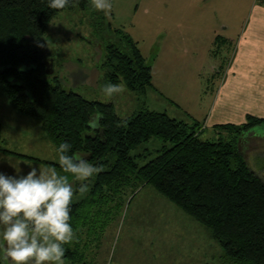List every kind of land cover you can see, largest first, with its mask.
Returning <instances> with one entry per match:
<instances>
[{
  "label": "trees",
  "instance_id": "1",
  "mask_svg": "<svg viewBox=\"0 0 264 264\" xmlns=\"http://www.w3.org/2000/svg\"><path fill=\"white\" fill-rule=\"evenodd\" d=\"M49 2L0 0V92L15 114L39 122L55 149L67 142L68 155L79 154L102 168L93 176L90 200L70 204L72 228L88 218L104 189L125 187L134 177L207 228L234 264H264V166L257 164L255 155L248 158L237 149L240 141L261 138L250 136L255 129L264 130V119L249 117L239 126H216L215 131L224 130L228 137L205 140L197 122L148 109L123 119L112 103L89 101L65 90L59 77L45 73L51 52L43 36L64 10L76 6L86 11L91 4L69 0L66 8L56 10ZM124 43V51L107 47L104 80L145 95L152 89L151 67L132 40L124 36ZM152 138L163 145L155 158L138 166L130 153ZM44 164L60 169L59 164Z\"/></svg>",
  "mask_w": 264,
  "mask_h": 264
},
{
  "label": "rangeland",
  "instance_id": "2",
  "mask_svg": "<svg viewBox=\"0 0 264 264\" xmlns=\"http://www.w3.org/2000/svg\"><path fill=\"white\" fill-rule=\"evenodd\" d=\"M247 1L249 4L250 0ZM111 3L108 15L92 7L80 11L75 6L64 10L49 23L43 41L51 52L52 75L60 78L65 90L86 100L112 103L120 118L126 119L132 113L148 109L189 122L191 101H182L180 105L166 96L175 103L171 101V105L161 94L163 89L171 87L167 78L185 82L193 76L181 73L175 77L177 70L205 69L202 77L211 82L213 79L209 87L219 83L221 75L214 73L213 68L222 67L231 60L234 44L218 48L219 45L212 43V35L215 31L219 35L226 30L229 33L240 31L249 14L248 4L245 0H111ZM124 36L132 40L151 67L155 87L148 89L145 95L125 88L124 92L107 99L102 92L107 85L104 80L107 47L119 46L124 51ZM161 82L164 83L162 88ZM1 100L0 96V173L20 178L33 167L51 168L50 164H44L49 163L48 160L32 157L37 154L36 145L29 148L24 142L7 140V133L18 126L5 118V105ZM91 128L95 129L92 125ZM219 137L227 138L228 134L223 130L202 136L214 141ZM250 137L262 138L264 130L255 129ZM261 138L249 139L250 143L240 141L237 149L243 151L245 157L255 155L257 164L263 167L264 139ZM6 143L7 148L13 143L9 150L29 155L30 160L2 154ZM162 145L159 139L152 138L130 154L138 166H142L158 155ZM166 145L170 147V144ZM44 151L42 146L39 152ZM43 157H48L50 162L54 159L51 155ZM92 179L79 182L70 177L74 189L71 203L90 200L88 191ZM81 183L88 185V191L83 195L79 193ZM74 232L73 242L64 245L65 264H234L207 228L151 186L136 182L134 177L125 187L113 185L110 191L104 189L88 218L82 220ZM0 259L2 264H8Z\"/></svg>",
  "mask_w": 264,
  "mask_h": 264
},
{
  "label": "clouds",
  "instance_id": "3",
  "mask_svg": "<svg viewBox=\"0 0 264 264\" xmlns=\"http://www.w3.org/2000/svg\"><path fill=\"white\" fill-rule=\"evenodd\" d=\"M69 0H50L51 9L66 8ZM91 7L108 15L111 0H90ZM125 91L123 84L102 88L107 99ZM71 145L56 149L60 171L33 167L23 177L0 173V258L8 264H65V247L75 239L70 224L73 183L84 182L102 171L79 154L68 155ZM88 191L81 183L79 193Z\"/></svg>",
  "mask_w": 264,
  "mask_h": 264
},
{
  "label": "crops",
  "instance_id": "4",
  "mask_svg": "<svg viewBox=\"0 0 264 264\" xmlns=\"http://www.w3.org/2000/svg\"><path fill=\"white\" fill-rule=\"evenodd\" d=\"M245 2L248 4L247 0ZM248 10L246 22H242L240 31L229 33L226 27V31L221 32V35L217 34L216 31L212 35V43L214 45L218 43V48L228 43L234 44L231 60L226 64L224 63L222 67L218 65L217 68H213L214 73L221 75L219 83L210 88L209 84L213 83V79L211 82V80L202 77L206 73L205 69H184L180 70L181 72L177 70L174 76H179L182 73L193 76L191 79L186 78L184 82L178 78H171L169 81L168 77L167 84L170 83L171 87L162 91L159 89L168 101L170 99L166 96L175 102H179L180 105H182V101L189 99L192 104L190 118L200 125L204 133L213 135L216 126L245 124L249 117L264 119V0H250ZM163 75L165 76V72ZM151 79L152 87H155L152 71ZM164 79L165 77H163L162 82ZM163 84L160 85V88ZM171 91L174 93H169ZM0 96L2 97V104L5 105V118L10 120L8 122L18 126L7 133L9 136L7 140L13 139L19 143L24 142L29 148L36 145L38 147L37 154L29 151L31 154H36L32 157L38 156L44 161L50 162V159H46L48 157L43 156L51 155V158H54L51 159L53 160L51 162L59 164L56 149L44 136L39 122L15 114L1 93ZM171 101L172 105L173 101ZM190 118L188 117V121L191 120ZM31 141L34 142L31 143ZM10 144L8 145L9 148L13 146V143ZM42 146L45 150L43 153L39 152ZM5 147V150L14 154L29 156ZM1 153L16 157L2 151ZM0 264H2L1 259Z\"/></svg>",
  "mask_w": 264,
  "mask_h": 264
},
{
  "label": "water",
  "instance_id": "5",
  "mask_svg": "<svg viewBox=\"0 0 264 264\" xmlns=\"http://www.w3.org/2000/svg\"><path fill=\"white\" fill-rule=\"evenodd\" d=\"M50 66H51V60L50 61H48V63H45L44 64V67H45V73L46 74H48V75H50V74H52V69L50 68Z\"/></svg>",
  "mask_w": 264,
  "mask_h": 264
}]
</instances>
